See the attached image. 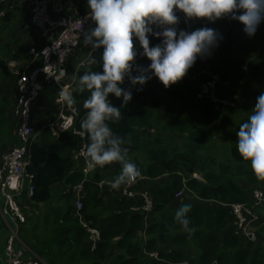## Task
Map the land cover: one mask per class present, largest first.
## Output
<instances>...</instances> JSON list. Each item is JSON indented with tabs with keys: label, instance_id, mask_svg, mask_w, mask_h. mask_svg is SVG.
Instances as JSON below:
<instances>
[{
	"label": "trees",
	"instance_id": "16d2710c",
	"mask_svg": "<svg viewBox=\"0 0 264 264\" xmlns=\"http://www.w3.org/2000/svg\"><path fill=\"white\" fill-rule=\"evenodd\" d=\"M63 4L66 6L65 0ZM7 5L6 15L0 19V31L5 34L7 26L15 29L8 32V36L0 37V157L21 142L15 136L18 124L11 112L12 104L19 96L18 74L12 68L24 69L32 59L30 49L41 50L46 43L43 34L34 27H31L32 38L15 34L28 19L30 23L31 9L18 3ZM70 13H64L63 8L59 15ZM176 15L178 29L186 30L184 14L177 11ZM189 26L191 30L209 27L217 31L216 52L210 59L201 61L197 58L185 77L168 88L153 77L152 85L133 95L126 104L122 103V97L109 94L111 103L121 111V119L109 126L121 137L122 146L128 149L126 159L136 164L140 177H145L137 188L151 193L153 209L145 215L143 211L133 209L141 208L142 199L127 198L115 189H99L98 181L119 174L121 166L118 162L96 167L84 180V160L76 157L82 138L69 131L54 137L50 129L45 128L29 147L31 162L27 171L32 175L34 191L30 197L26 193L22 196L31 203V209L28 214L26 212L27 218L20 224L19 231L20 239L28 249H24L26 254L32 253L46 264H264L263 241L258 238L260 244L263 243L260 245L258 241H249L238 234L228 206L233 202L252 203L253 190L264 188V180H258L250 163L239 156L236 142L230 155L215 154L210 147L212 142H225L226 138L233 140V127L224 131L222 137L218 136L223 134L221 122L241 111L251 110L256 97L264 92V21L252 37L245 34L241 22L230 17L215 22L206 18L192 19ZM149 40L150 46L160 42L152 36ZM133 42L138 56L131 76L138 67L146 68L150 64L148 58L139 55L142 48L138 41L134 38ZM101 52L102 48L93 50L82 38L66 62L67 71L72 74L77 64L89 54L86 65L77 74L72 95L78 129L87 111L83 109V101L90 94L86 89L81 90L79 77L89 70L102 71ZM93 58L96 63L90 62ZM10 61H16L17 66L10 67ZM40 63L35 62L32 67ZM213 73L226 82L217 86V94L234 101V106L226 107L198 97L200 84ZM129 81L126 76L119 86L122 88ZM57 94L56 84L45 83L33 104L32 118L46 123L51 121L56 113ZM246 118L240 120L236 132ZM155 129L159 131L156 134L153 133ZM71 138L74 143L67 148L72 153L56 152L58 145L67 144ZM85 138L88 143L87 136ZM112 164H116L115 175L106 172ZM179 172L189 177L185 183L187 189L180 197L177 193L184 183ZM194 173L200 174L202 180L192 177ZM157 179L161 180L152 183ZM81 181L84 187L83 217L101 232V241L95 249L91 248L89 234L80 225L76 213L73 188ZM182 204L191 205L186 214L192 229L190 233L174 219ZM261 222L260 218L259 236L264 233Z\"/></svg>",
	"mask_w": 264,
	"mask_h": 264
},
{
	"label": "clouds",
	"instance_id": "9594fccd",
	"mask_svg": "<svg viewBox=\"0 0 264 264\" xmlns=\"http://www.w3.org/2000/svg\"><path fill=\"white\" fill-rule=\"evenodd\" d=\"M86 3L89 11L84 19H90L94 27L84 32L83 38L93 49L102 48V71L89 70L79 77L81 90L90 93L83 101V109L87 111L79 123V135L87 136L88 141L81 155L89 168L118 162L119 174L106 183L112 189H119L134 183L141 173L135 163L126 159L128 149L109 126L121 119V111L111 103L109 94L122 97L123 104L132 99L131 91L119 86L126 76L132 85L143 86L155 77L168 88L182 80L197 57L208 53L216 44L215 29L201 27L190 32L178 29L177 11L188 20L206 18L215 22L230 17L241 22L245 34L252 37L264 21V0H86ZM76 23L81 29L82 21ZM149 36L160 42L150 46ZM134 38L142 48L139 55L148 58L150 64L146 68L138 67L140 74L131 76L138 56ZM90 62L96 63L95 58ZM59 100L68 107L74 104L73 96L65 89L59 92ZM236 136L239 156L250 163L258 180H264V92L256 97ZM190 209V204H182L174 216L189 233L192 229L186 214Z\"/></svg>",
	"mask_w": 264,
	"mask_h": 264
},
{
	"label": "built area",
	"instance_id": "2783aa9c",
	"mask_svg": "<svg viewBox=\"0 0 264 264\" xmlns=\"http://www.w3.org/2000/svg\"><path fill=\"white\" fill-rule=\"evenodd\" d=\"M62 1L63 0H0V7L8 3L27 5L31 9L30 21L34 26L43 31L46 40L41 50H37L36 48L30 49V54L32 56L30 62L40 60V65L35 67L29 65L18 71L19 96L15 109L17 115L20 117L18 133L21 142L19 145L10 147L8 151L2 154L0 159V194L4 197V205L0 204V215L8 228V238L5 245L7 259L4 264H46L37 256L32 260L23 259L16 250V246L19 243L27 248L19 236L20 224L25 222L26 218L18 203V198L24 193L30 197L34 191L32 175L27 171V167L31 162L29 147L33 141L39 139L41 132L35 130L32 111L33 104L43 89L44 82L56 84L58 87V94L55 100L57 106L56 114L51 121L43 125L41 128L42 133L45 128H48L57 133L58 136L60 132L64 131L79 135L76 107L74 104L68 107L65 103L60 101L59 92L61 89H65L73 95L77 85V74L79 70L86 65L89 54L77 64L72 74L68 73L66 62L71 53L78 47L80 40L83 38V33L87 32L91 27H94V24L90 19H84L88 12L84 14L75 12L63 16L59 15L63 9ZM51 9L57 12V19L51 18ZM77 21H82L81 29H79L76 23ZM184 22L186 31H192L189 26V20L184 18ZM214 53L215 45L209 49L208 53L203 56H198L197 58L201 61H205L210 59ZM10 65L16 67L17 62L11 61ZM139 74L137 69L134 76ZM152 83L153 79H150L143 86L132 85L130 80L122 88L125 91H131L133 96L137 93L146 91ZM219 84L225 85L226 82L221 81L219 74H211L210 79L200 84L198 97L211 99L226 107L234 106V101L222 98L217 94V86ZM138 89L142 90L138 91ZM81 138L82 145L76 152V157L83 158L84 160L82 172L84 175L83 179L86 180L96 167L89 168L84 157L81 155V149L87 144L85 136ZM179 174L183 176L184 183V187L177 193V196L180 197L183 196L187 189L185 183L189 177L181 172H179ZM192 177L202 180V176L198 173L192 174ZM144 178L145 177L137 178L131 185H122L119 189H115L114 191H117L127 198L138 197L142 199L143 204L141 208L133 207V209L141 210L147 215L153 209L151 193L148 190H140L137 188V186H140V181ZM112 179L113 178L101 179L98 181L99 189L112 190L108 183H106ZM27 181L28 188L26 187ZM73 191L75 194V208L79 223L87 230L91 241V248L95 249L101 241V232L92 227L83 217V182L81 181L76 185ZM187 192L197 196L190 191ZM251 198L253 200L252 203L233 202L228 206L234 216V225L238 234L249 241H257L258 232H256V227L258 229V223L260 221L259 210L264 208V188L254 189Z\"/></svg>",
	"mask_w": 264,
	"mask_h": 264
},
{
	"label": "rangeland",
	"instance_id": "374dc122",
	"mask_svg": "<svg viewBox=\"0 0 264 264\" xmlns=\"http://www.w3.org/2000/svg\"><path fill=\"white\" fill-rule=\"evenodd\" d=\"M19 3H22V2H19ZM62 4H63V1H62ZM2 6H4V7H3V9L0 12V19H2L3 16L6 15V12L8 10V5L7 4H4ZM63 8H64V4H63ZM50 14H51V18L52 19H57L58 14H57V12L53 11V9L50 10ZM27 15H28V13H27ZM30 17H31V14H30ZM30 23H31V25H30ZM30 23H29V19H28V23L25 24L20 30H18V28L21 27V26H19L15 30V34L19 35L20 37H31L32 38L33 37V33H32L31 27H34V28L38 29L43 34V31L41 29H39L36 26H34L32 24V22H30ZM12 25H14V22H12ZM14 29L15 28L11 27V26L5 27L4 28L5 34H2L1 31H0V37L8 36L9 35L8 32H12V31H14ZM14 36H16V35H14ZM43 36H44V34H43ZM215 52H216V49H215ZM39 102H40V98H39ZM249 112H250V110H247V112H242L241 111L238 114H234L231 118H228L226 121L221 122L220 129L223 132V134L219 133L218 136L222 137L224 135V133H225L224 131H230V129L233 127L234 137H233V140H230V139L226 140L227 139L226 138V139H224L225 142H221V143L220 142L219 143L218 142H212L210 144L212 152H214L215 154H221V155L228 154V155H230L231 148L236 142V127H237L238 123L240 122V120L246 118L249 115ZM158 132L159 131L157 129H155V131L153 133L156 134ZM72 143H74V138H71L69 140V142L67 143V146L69 144H72ZM67 146H63V147H59L58 146V147L55 148V150H56V152H58L60 154H69L70 149H68ZM113 165L115 166L116 164H113ZM108 169L114 170L113 168H110V167ZM160 180L161 179L154 180V181H152V183H157ZM26 187L28 188V181L26 183ZM18 203L20 204V206L22 208L24 217L27 218L26 212L28 214V212L30 211L31 203L29 204L28 202H26V199L24 200V199H22V197L18 198ZM0 204L4 205V197L1 194H0ZM259 214H260L259 218H261V220H262L261 223L263 224L264 223V208L259 210ZM6 232L7 231L5 230L4 221H3L2 217L0 216V234L2 233L3 235H5ZM256 232H258L257 227H256ZM258 238L261 239L260 241H263V243H264V233L260 234V236L258 234ZM259 239L257 240L258 242L256 241L258 244H260ZM263 243L260 244V245H263ZM257 246H259V245H257Z\"/></svg>",
	"mask_w": 264,
	"mask_h": 264
},
{
	"label": "crops",
	"instance_id": "0c3cea01",
	"mask_svg": "<svg viewBox=\"0 0 264 264\" xmlns=\"http://www.w3.org/2000/svg\"><path fill=\"white\" fill-rule=\"evenodd\" d=\"M69 1L72 2L71 4H69ZM65 3H66V6L64 5V13H75L77 12L78 14H83V13H87L89 10H88V7H87V3H86V0H65ZM20 5H23V4H20ZM27 10L25 9V14L27 15ZM70 13V14H71ZM31 22V21H30ZM43 37V36H42ZM44 38V37H43ZM11 62V61H10ZM10 62L8 63V65L10 67H12L10 65ZM39 63L40 60H37V61H33V62H30L27 66L29 65H34V63ZM12 71H15L17 74H18V69H14L12 68ZM47 83V82H44L43 83V87H44V84ZM13 107L11 108V112H13L12 114V117L13 119L17 122L18 126L16 127V130H15V136H17V138L19 139V133H18V129H19V125H20V117L17 115L16 113V101L15 103L13 102ZM56 114V113H55ZM55 116V115H54ZM19 119V120H18ZM34 123H35V130L36 131H40V136L42 134V130L41 128L43 127L44 124H46V122H41V121H38L37 119H33ZM50 133L52 136L54 137H58L57 133H55L53 130H50ZM44 136V135H43ZM14 143H12L11 145H13ZM59 147H63V146H67V144L65 143H62L61 145H58ZM74 152V151H73ZM5 153V152H4ZM69 153H72V152H69ZM1 159V157H0ZM110 168H114V165L112 164V167ZM107 173H109L110 175H115V172L114 170L112 169H108L106 171ZM112 173V174H111ZM89 177V176H88ZM23 196V195H22ZM20 196V197H22ZM24 206V205H23ZM1 216V215H0ZM4 221V220H3ZM5 224V230L7 231L5 235H3L2 233L0 234V263L1 264H4L5 261H6V248H5V245H6V241H7V238H8V228H7V225L6 223L4 222ZM24 249L28 250L27 248L23 247V244L19 243L17 246H16V250L17 252L21 255V257L23 259H28V260H32V259H35V256L32 254V253H28L26 254Z\"/></svg>",
	"mask_w": 264,
	"mask_h": 264
}]
</instances>
